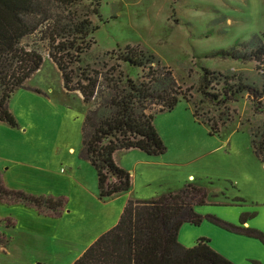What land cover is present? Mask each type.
<instances>
[{"label": "rangeland", "instance_id": "obj_1", "mask_svg": "<svg viewBox=\"0 0 264 264\" xmlns=\"http://www.w3.org/2000/svg\"><path fill=\"white\" fill-rule=\"evenodd\" d=\"M95 6L92 2L89 9ZM86 7V2L77 6L78 11ZM97 8L99 14L91 12L90 19L98 28L89 35L91 45L81 53L80 65L112 64L127 44L147 49L172 70L190 99L153 116L166 146L163 154L148 156L135 148L114 153L129 173L130 189L98 198L96 172L79 155L88 105L77 91L63 88L60 72L46 48H40L39 69L8 100L17 126L0 121V176L2 172L17 190L61 206L56 213L52 205L40 214L17 204L15 226L5 227L1 219L12 216H6L7 206L0 204V235L11 237L0 245V264H71L117 222L127 199L154 198L189 183L205 192L206 204L194 206L197 213L233 225L247 214L245 226L264 234V156H256L249 135V128L264 116L253 114L244 96L229 105L235 109L230 112L233 120L209 135L207 125L192 117L191 105L200 97L202 67L255 70L253 61L203 54L228 48L236 37L245 40L253 33L264 43V0H100ZM22 43L31 45L32 40L24 38ZM136 73L140 71L132 76ZM201 237L234 264H264L261 241L204 218L198 225L183 223L177 236L186 247Z\"/></svg>", "mask_w": 264, "mask_h": 264}, {"label": "trees", "instance_id": "obj_2", "mask_svg": "<svg viewBox=\"0 0 264 264\" xmlns=\"http://www.w3.org/2000/svg\"><path fill=\"white\" fill-rule=\"evenodd\" d=\"M86 2L85 11L77 6ZM100 0H0V121L16 127L8 100L42 63L40 48L45 47L57 67L66 91H77L88 105L81 122L79 155L94 168L98 198L126 192L130 176L114 160V153L131 148L148 156L166 151L157 133L153 116L171 111L190 95L180 86L172 70L161 64L147 49L128 44L115 62L91 68L80 65V55L90 45L89 35L97 30L90 13L99 14ZM30 38L31 45L22 40ZM205 58L221 56L239 62L253 61V72L220 71L201 68L198 91L200 97L191 102L192 117L206 124L208 134H218L233 120L231 103L245 96L253 114L264 116V43L257 33L243 40L236 37L225 49L204 53ZM138 69L140 73L132 74ZM250 141L256 156H264V118L249 128ZM114 177L109 182L108 178ZM0 204H21L33 207L38 213L44 208L61 206L41 195L8 188L0 180ZM202 187L184 184L177 191L162 193L149 199H127L117 222L101 233L71 264H234L215 251L207 238H199L186 247L178 242L183 223L198 225L204 218L226 230L256 238L264 244V234L244 226L250 215L241 214L233 225L213 215L194 210L204 205ZM5 227H14L12 217L1 219ZM0 245L9 243L6 236ZM4 238V237H3ZM7 245V244H6ZM253 264H260L254 261Z\"/></svg>", "mask_w": 264, "mask_h": 264}, {"label": "crops", "instance_id": "obj_3", "mask_svg": "<svg viewBox=\"0 0 264 264\" xmlns=\"http://www.w3.org/2000/svg\"><path fill=\"white\" fill-rule=\"evenodd\" d=\"M114 160H115V155H114ZM115 162L119 165V162H117L116 160H115ZM0 180L8 188L15 189L14 187L9 186V184L5 181L4 174L2 172H1ZM1 205H3V204H1ZM4 206H6V205H4ZM17 207H18V205H10V206H7L6 207L7 209H5L6 211L3 210V212H4V214H6V216H12V218H13V216L15 214V210H16ZM246 223H247V221H246ZM246 223H244V226L246 225ZM195 243H196V241L193 244H195ZM208 244H209V241H208ZM192 245H190V246H192ZM187 247H189V246H187Z\"/></svg>", "mask_w": 264, "mask_h": 264}]
</instances>
